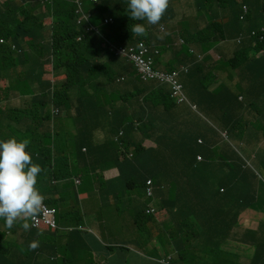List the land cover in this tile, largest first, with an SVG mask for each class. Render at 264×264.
<instances>
[{
    "label": "trees",
    "instance_id": "16d2710c",
    "mask_svg": "<svg viewBox=\"0 0 264 264\" xmlns=\"http://www.w3.org/2000/svg\"><path fill=\"white\" fill-rule=\"evenodd\" d=\"M177 1L169 0L168 9L160 22L167 23L174 18ZM193 1L197 15L184 14L175 27L180 29L178 34L185 40L181 46L174 44L173 34H162L158 25H148L146 20H132L128 10L129 0H85V11L94 15L83 24L77 22L74 0H5L0 3V39L5 40L0 42V77L12 83L18 74L23 91L32 95L25 115L15 123L27 127L24 133L30 136L28 148L34 155V163L43 150L47 151L44 164L52 163L53 152L68 143L66 133L55 132L51 127L55 118L51 112L52 105L76 110V118H73L76 124H86L92 117L91 111L107 112L116 130L109 139L105 134L103 144L96 141L97 136L94 138L95 133L101 131L98 128H77L75 142L80 152L87 145L88 150L94 148L101 151V147H105L109 153V159L102 162L101 167H92L88 172L113 164L127 167L125 175L121 172L118 179L102 181L100 186L126 187L129 202L136 204L133 217L136 223L143 225L156 222L154 214L146 213L145 184L148 178H152L156 187V210H166L167 214L164 213L169 218L166 228L174 242L179 224L183 229L181 234H186L187 240L232 234L241 214L257 201V176L246 171L239 160L230 163L223 158L210 139L204 138V143L198 144L197 139L201 135L194 133L188 122L176 114L178 105L170 90L155 82L141 84L143 82L136 75L133 64L113 56L103 44V37L119 44L144 40L158 47L160 52L170 46L174 57L165 68L172 70L180 65H189L188 72L180 80L185 83L191 99L213 119L221 113L223 117H229L232 133L240 132L237 136L242 138L244 120L228 112L229 103L238 101L240 94L246 101L248 93L256 97L253 105L261 107V99L264 98V42L244 37L230 59L219 61L218 65L227 64L243 74L236 87L225 82L214 85L216 77H213L212 71L217 62L210 50L222 40L235 39L241 33L247 34L252 29L264 27V0H258V3L250 0ZM243 4L248 5L249 11L241 20ZM203 15L207 17L205 25L199 20ZM47 18L49 23H46ZM105 18H112L113 21L105 24ZM137 23L145 25L146 36L132 34V26ZM89 24L98 25L100 34L90 32L86 28ZM80 34L84 37L79 39ZM12 44L16 45V49ZM191 47L205 54L204 59L198 60L190 52ZM155 59L157 64L161 62L160 55ZM51 68L55 74L65 75L53 90ZM121 74L124 77H118ZM246 82L247 89L244 88ZM204 104L206 107H203ZM217 104L221 107L219 111ZM120 128L125 130L126 139L135 147L130 158L113 142L112 137ZM146 138L155 145L145 147ZM121 154L125 156L122 162L119 161ZM198 154H202L205 160L198 161ZM85 155L90 157L89 152ZM218 158L228 163L221 165L229 170L227 178L218 177L222 172ZM62 164L69 167L66 158L60 154L52 169L54 179L72 177L70 170L62 174L64 170H59ZM143 164L147 167L144 168ZM67 185H63L62 190L60 184H48L42 193L48 196L49 204L61 206L69 196L80 190L79 187L67 189ZM36 187L41 192L40 175ZM223 188L225 193L221 191ZM120 196L116 193V198ZM72 209L73 212L69 213L62 207L59 218H78V206ZM160 239L166 242L164 237ZM191 242L198 246L196 241ZM217 245V251H220L223 243ZM185 251L186 247L183 255ZM177 264H184L179 256Z\"/></svg>",
    "mask_w": 264,
    "mask_h": 264
},
{
    "label": "clouds",
    "instance_id": "9594fccd",
    "mask_svg": "<svg viewBox=\"0 0 264 264\" xmlns=\"http://www.w3.org/2000/svg\"><path fill=\"white\" fill-rule=\"evenodd\" d=\"M3 1L5 0H0V3H2ZM178 1L181 2V7L183 8V15L186 13H192L194 15H197L193 0H190V6L188 9H186V0ZM250 1L258 3V0ZM74 2L77 7L76 13L78 15V24L88 22L94 14L92 12L85 11V0H74ZM2 6L3 4H1V7ZM168 6L169 0H129L128 2V10L130 13L129 15L132 20H146L148 25H158V30L161 33L166 30V23L160 21L163 18L165 12L167 11ZM248 11V5L243 4L242 13L240 15L241 20L245 19V16ZM206 19V15H203L199 20L205 25ZM112 21V18H105L103 22L106 24ZM86 28L90 32H96L100 34L98 25L89 24ZM131 32L132 34L134 33L137 36H146L147 28L144 24L137 23L132 26ZM83 37L84 35L80 34L79 39ZM244 37L256 39L257 42L262 43L264 42V27L259 30L252 29L247 34L241 33L235 39L222 40L217 43L216 47H214L213 49H216L219 44L226 41H232L233 48L235 43L236 49L237 44H240L245 39ZM103 41V44L105 45V47L109 48L110 53L113 56L117 57L119 60L130 62L133 64L136 75L140 78L141 82H143L141 84L148 85L155 82L164 85L167 89L170 90L171 97L175 100L176 105H178V107L186 106L189 109V112H186V116H189L186 121L188 122V125L191 127L194 133L198 132L201 135L197 139L198 144L202 145L204 143V138L210 139L213 142L214 147L220 150L223 158H227L230 163L234 160H239L243 164V167L246 171H248L250 174H255L257 176V178L255 179L257 201L252 207L246 209L241 214L239 222L234 228L232 234L216 237L201 236L198 241L197 239H192L197 242L198 246H200V248H198L195 243L191 244L192 240H187L186 234H181V232L183 231V229L181 228V230H178V232L179 234H181L182 237H184V242L190 250V254L187 256V247L185 246V244H183L178 249L173 248V253L167 254L165 258L160 259V261L164 264H177L178 256L180 261L183 263L185 257L187 256V264H228L231 258L230 247L233 245L230 242V238L233 235L244 234L247 236L259 237L264 233V209L255 207L258 203H260L262 199L260 191L257 188L256 182L258 181L264 186V177L262 172L260 171V167L264 164V157L260 154L261 145L259 144L263 140L264 136V122H261V126L256 127L253 132L251 128V122L246 118L244 114L247 109L255 107L253 105V102H255L256 97L247 93V99L245 101L244 97L240 94L238 96L240 97L238 101H231L229 103L228 112L230 114H234V116H241L244 120L243 137L240 138L237 136L240 134V132H237L236 134L232 133L229 125V117H223V113H221L217 117V119H213L206 113H204L200 109L198 104L191 99L190 95L186 91L185 83L181 82L180 80V77H183V75L188 72L189 65H180L172 70L166 69V64L162 65V59L159 64H157L155 59L157 55H160L161 58V53L163 51L160 52V49L158 47L152 46L144 40H140L136 43L119 44L103 37ZM0 42L3 43L5 42V40L1 38ZM141 43H143L145 46L144 57L147 60V64L143 70H140L139 66L137 65L134 59H132L129 55L121 52L123 48L129 49L130 47H135L138 50ZM184 43L185 40L181 36H179L177 32L176 35H174V44L176 46H181ZM12 47L16 49L15 44H12ZM168 48H170V46H168ZM234 51L230 56L227 54H223L220 51L219 55L214 54L213 58L217 62L216 68L212 71L213 77H216L214 80V85H219L220 83L225 82L233 87H236L237 82L243 77V74L239 70H235L227 66V64L218 65L221 59H230L233 56ZM190 52L194 54L196 58L200 61L203 60L205 57V54L201 53L194 47L190 48ZM219 71H224L229 76H231L234 72L237 75V81H235V78L232 77L231 83L226 82L224 80V77L216 76V73H218ZM118 77H124V75L121 74ZM217 77L222 79V81L216 84L218 79ZM64 78L65 75H57L53 71V68H51V90H53L56 84ZM171 78H175L177 83L180 85L179 94L175 93V88L173 86ZM2 81H4L5 83L3 87H1L0 85V219H3L5 223L0 220V248L5 247L7 241L11 236V233L16 230L17 221L23 222L21 226L24 231H29L31 227L37 229H48L51 231H57L60 228L59 212L63 206L49 204L48 196L43 194L42 191L46 188L48 184H54L55 182H58V179H54L52 175V169L59 155L61 154V156H63L64 158H66L67 161H69V152L66 145L59 148V150H57L56 152H53L54 159H52V163L44 164L43 162V159L47 156L46 150L41 151L39 160H36V163H34L35 161L32 159V156L34 155L28 148V145L30 144V136L24 133L27 127L25 124L17 125L15 123L18 118L25 115L27 108L30 104L32 95L23 91L21 78L18 74L15 76L14 81L12 83L9 81V79L0 77V82ZM244 88H248L247 82L244 84ZM146 94L148 95V93ZM13 97H18V103L8 105V102ZM203 107H206V105L204 104ZM257 108L260 114L263 116L261 107L258 105ZM160 109L161 108H159L158 110ZM216 109L217 111H219L221 107L217 104ZM68 111H70V114ZM51 112L53 114V117H55L54 122L51 125L53 131L66 133L68 135V142L72 140L73 146L77 148L78 145L75 142V136L77 134L72 135L67 130L64 124V116L69 117L70 122L73 124L76 130L78 127L87 129L98 128L99 130H101L95 133V139L96 136L97 138H103L105 137V134L108 136L109 139L111 134L116 130V125L113 121L108 118V113L105 111H91L92 117L88 118L86 124L74 123L73 118H76V110L63 109L58 106L52 105ZM59 116L60 118L58 119ZM135 124L137 126L138 122H136ZM48 126L49 125H47L46 127ZM42 129L43 128L41 127V130ZM8 134H10V137H7ZM21 134H24L23 137L18 138V136H20ZM112 139L115 144L119 145L120 150L122 152L124 151L127 153V157L130 158L133 156L132 150L135 147L130 144V142L126 139V132L123 128H120L113 135ZM147 139L149 138H146L145 141ZM145 141L143 144L145 147H147L145 145ZM126 145L128 146V150L126 149ZM87 148L88 146L86 145L83 146L81 149L88 150ZM87 152L82 153L86 154ZM124 157L125 156L121 154L120 158H122V160ZM197 160L203 161L205 160V158L202 154H198ZM217 163L220 170L222 171L218 177L227 178L229 170L223 168L221 165H226L228 163L223 161L221 158H218ZM64 167L66 168V170H70L69 167L65 164H62L59 167V170L60 168L63 169ZM90 168L91 167L87 169V172ZM48 170H50L49 174H47ZM70 172L71 176H73L72 171ZM38 175H40V182L43 179L49 180L48 183H41V192L36 187ZM67 179L71 180L72 177ZM76 182H79V180H77ZM76 182L72 181L73 184L77 185ZM154 188L156 187L153 179L148 178L145 184V191L147 197L146 213L154 214L157 219L162 213H164V211L166 213V210H156V205L154 202ZM221 191L222 193H225L226 189L223 188ZM43 204L46 205L48 208L55 210V227H52L45 223H41L40 225H34L33 220H35L38 216L42 215V211L44 209ZM130 205L135 206L136 204L130 203ZM78 218H80V215ZM78 218H76L75 220H77ZM29 221L31 224L29 223ZM144 225L147 226L148 224ZM144 225L142 223H136L137 231L140 233H145V229L143 228ZM149 225H151V223H149ZM141 227L143 229L139 230V228ZM80 228H82V226H80ZM219 243H223V245L221 246V250L217 251L219 250L217 247V244ZM250 243L256 246L257 264H264V243L262 241H251ZM39 246L40 241L38 239L30 241L28 245L30 250H35ZM114 247L115 246H111L110 248L112 249ZM185 247L186 251L183 255ZM90 263L95 264V261L92 260L88 264Z\"/></svg>",
    "mask_w": 264,
    "mask_h": 264
},
{
    "label": "crops",
    "instance_id": "0c3cea01",
    "mask_svg": "<svg viewBox=\"0 0 264 264\" xmlns=\"http://www.w3.org/2000/svg\"><path fill=\"white\" fill-rule=\"evenodd\" d=\"M182 10L181 2L177 1L173 11L174 18L166 23V30L162 34L176 35L180 31L175 27L183 19ZM218 49L221 53L230 56L235 49V43L234 48L232 41L219 44L216 49H211L212 57L214 54L219 55ZM173 57L174 54L170 48L163 51L161 53L162 65L168 63ZM216 76L224 77V80L229 83L232 82V77L237 81V75L234 72L229 76L224 71H219ZM221 81L222 79L218 78L216 84ZM261 100L263 116L257 107L249 108L244 113L251 122L253 132L256 127L261 126V122H264V98ZM186 112H189V109L186 106H180L176 114L181 115L182 120L186 122V119L189 118L186 116ZM135 136L137 137L138 134L136 133ZM105 138L100 137L96 141L103 144ZM259 144L261 145L260 154L264 157V136ZM145 145L153 147L155 144L151 139H147ZM89 146H93V144L89 143ZM67 149L69 169L73 176L71 180H63L64 182L60 183L61 189L64 190L63 185L68 183L67 189L79 187L80 190L69 196L62 206L66 211L72 213V207L77 205L80 210V218L77 220L60 218V228L57 231L32 227L29 231H24L21 226L23 222L17 221L16 230L11 233L5 247L0 248V264H88L92 260L99 264H164L160 259L173 253V248L178 249L185 244L184 237L178 232L181 230L180 224L176 231L177 240L175 242L171 240L169 230L166 228L169 225L167 216L158 217L156 222L147 225L149 229L145 230V233L138 232L132 214L124 216L122 211L129 208L131 203L127 197V188L100 186L102 181L118 179L121 172L125 175L127 167L113 164L104 169L99 168L87 172L89 167H101L100 164L109 159V153L105 147H101V151L99 149L96 151L94 148L82 149V152H89V158L73 146L72 140L68 142ZM119 161L122 162V158ZM143 167H147L146 164H143ZM63 169L64 173L62 174L68 172L65 167ZM131 174L133 173H129V175ZM77 180L79 182H76ZM72 181H75L77 185ZM48 182V179H43L40 183ZM54 184H58V182ZM256 185L262 199L255 207L264 209V186L258 181ZM116 193L121 194L120 199L116 198ZM92 210L100 211L106 218L90 217L89 214ZM84 216H86L85 219ZM118 218L126 219L128 222H119ZM117 229H121L125 235H115ZM160 237H164L166 242L163 243ZM34 239L40 241V246L35 250H30L28 245ZM251 241L264 243V233L259 237L244 234L233 235L230 238L233 245L230 247L231 258L228 264H257L256 246L252 245ZM111 246L115 247L111 249ZM185 246L187 247L186 244ZM67 258H71V260L66 261ZM184 263L187 264V256Z\"/></svg>",
    "mask_w": 264,
    "mask_h": 264
},
{
    "label": "built area",
    "instance_id": "2783aa9c",
    "mask_svg": "<svg viewBox=\"0 0 264 264\" xmlns=\"http://www.w3.org/2000/svg\"><path fill=\"white\" fill-rule=\"evenodd\" d=\"M122 53L129 55L132 59H134L139 66L140 70H143L147 64V60L144 57L145 55V46L143 43L140 44L139 49L137 50L135 47H130L129 49L123 48L121 50ZM173 86L175 88V93H180V85L177 83L175 78H171ZM44 205V204H43ZM34 225H40L41 223H45L52 227L56 226L55 222V210L48 208L44 205V209L42 211V215L38 216L35 220H33Z\"/></svg>",
    "mask_w": 264,
    "mask_h": 264
},
{
    "label": "rangeland",
    "instance_id": "374dc122",
    "mask_svg": "<svg viewBox=\"0 0 264 264\" xmlns=\"http://www.w3.org/2000/svg\"><path fill=\"white\" fill-rule=\"evenodd\" d=\"M189 6H190V0H186V9H188ZM49 22H50V19L47 18V19H46V23H49ZM4 83H5L4 81L0 82L1 87L4 86ZM15 103H18V97H13V98H11L10 101L8 102V105H13V104H15ZM63 119H64V124H65L67 130H68L72 135H76V134H77V130H76V128L72 125V123L70 122L69 117H68V116H64ZM23 135H24V134H21L20 136H18V138H22ZM260 171L262 172L263 177H264V164L260 167ZM49 173H50V170H48L47 174H49ZM62 182H64V181H62V180H58V184H60V183H62ZM135 210H136V207H135L134 205H130L129 208H127V209L125 208V209L122 210V211H123L124 216L127 215V214H132V216H133ZM89 215H90V217H92V218H98V219H105V218H106L104 214H102L100 211H96V210H92V211L90 212ZM165 216H166L165 213H162V214L160 215L161 218H163V217H165ZM83 218L85 219L86 216H84ZM118 221H119V222H123V223L128 222V221H126V219L121 220L120 218H118ZM143 228H144L146 231L149 229L146 225H144ZM115 235H117V236H124L125 233H124L121 229H117V230L115 231ZM189 254H190V250L188 249V250H187V256H188ZM95 264H99V263H97V262L95 261Z\"/></svg>",
    "mask_w": 264,
    "mask_h": 264
}]
</instances>
